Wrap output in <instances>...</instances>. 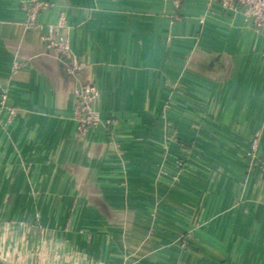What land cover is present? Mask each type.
<instances>
[{
	"label": "crops",
	"instance_id": "0c3cea01",
	"mask_svg": "<svg viewBox=\"0 0 264 264\" xmlns=\"http://www.w3.org/2000/svg\"><path fill=\"white\" fill-rule=\"evenodd\" d=\"M0 0L6 264H264V37L219 0H47L112 131L81 136V76ZM203 22V23H202ZM259 144L252 150L253 140Z\"/></svg>",
	"mask_w": 264,
	"mask_h": 264
},
{
	"label": "built area",
	"instance_id": "2783aa9c",
	"mask_svg": "<svg viewBox=\"0 0 264 264\" xmlns=\"http://www.w3.org/2000/svg\"><path fill=\"white\" fill-rule=\"evenodd\" d=\"M175 11L182 8L183 0H166ZM221 7L226 11L242 10L254 31L264 37V0H219ZM26 14L25 25L28 29L42 32V40L47 48L54 53V57L62 61L66 73L72 77L81 76L80 86L76 90L77 99L74 119L81 136L91 129L104 128L112 131L116 126L113 119L103 120L96 108L99 100V91L89 72V64L81 62L75 56L67 34V20L61 15L55 24L42 26L38 17L43 11L49 10L52 4L47 0H26L21 4ZM203 23V22H202ZM18 111L9 104L7 90L0 91V127L11 125L17 117ZM259 138L253 140L252 150L255 151ZM264 172V168H263Z\"/></svg>",
	"mask_w": 264,
	"mask_h": 264
},
{
	"label": "water",
	"instance_id": "95a60500",
	"mask_svg": "<svg viewBox=\"0 0 264 264\" xmlns=\"http://www.w3.org/2000/svg\"><path fill=\"white\" fill-rule=\"evenodd\" d=\"M0 264H6V263L0 258Z\"/></svg>",
	"mask_w": 264,
	"mask_h": 264
}]
</instances>
